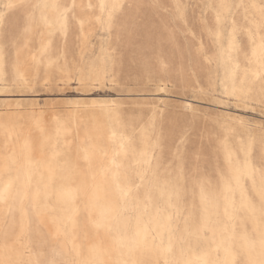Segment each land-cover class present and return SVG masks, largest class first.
Listing matches in <instances>:
<instances>
[{"label": "rangeland", "instance_id": "1", "mask_svg": "<svg viewBox=\"0 0 264 264\" xmlns=\"http://www.w3.org/2000/svg\"><path fill=\"white\" fill-rule=\"evenodd\" d=\"M8 2L21 0H0V9ZM23 2L75 3L77 7L74 18L68 20L66 36L40 21L39 11L32 24L13 12L7 29L0 26V47L10 44L9 83L17 72L32 79L39 77L42 83L58 76L67 62L92 66L101 77L105 70L114 71L119 87L113 88L110 79L107 86L96 89L95 96L76 92L74 84L63 92L0 90V182L12 178L13 193L23 195L25 190L15 177L24 147L38 181L36 190L28 193L29 202L39 192L36 202L43 211L40 218L30 214L27 234L16 245L22 258L82 259L88 245L97 242L102 249H111L110 255H105L108 259H128L126 249L119 243L125 236L126 218L140 216L142 226L147 224L152 229L157 223L158 208L164 210L165 218L172 216V226L177 229L169 259L196 261L207 254L208 260H215L213 239L219 243L233 231L237 237L245 230L251 233L254 224L249 213L244 210L233 213L230 206L232 219H229L224 212L226 184L236 188V183L233 171L225 163L222 141L227 137L234 152L233 168L238 166L242 170L244 153L239 150L240 141L245 145L251 143V168L248 175L242 176V182L247 195L258 202L256 193L264 184L262 131L258 125L264 116L259 108L253 111L251 106L238 105L234 97L225 94V89L231 92L235 88L238 95L247 93L249 88L253 93L259 92V81L252 83L254 78L251 75L246 78L243 68L249 66V60L251 67H258L256 61L261 55L260 37L264 31L251 23L253 18L259 21L257 9L249 8L246 13L243 8H234L232 14H222L218 23L217 11L222 10L215 6L259 5L261 0H122L145 5L156 2L167 6L169 11L146 8L136 20L122 17L128 28L119 42L115 31L111 34L106 31L107 13L100 8L113 0ZM177 3L185 6L182 20L172 19L173 6ZM48 16L54 22L50 10ZM234 27L235 43L239 47L231 54L241 68L235 81L229 74L232 65L225 63ZM201 46L211 63L199 57L193 60L189 55ZM113 50L117 58L115 68L109 63L106 69L105 57ZM185 80L187 85L178 86ZM209 87L223 96L225 103L212 104L196 95L197 90ZM85 100L115 101L117 107L78 109L70 103ZM186 103L192 108L186 107ZM192 109L196 110L195 114ZM224 124L232 131L226 132L221 126ZM6 160L12 169L11 177L2 171ZM65 164L71 166L68 179L63 178ZM153 172L159 183H152ZM63 180L68 192L60 197L58 187ZM165 180L179 189V199L173 195L171 201L175 208L168 206L171 188L165 187ZM201 180L206 181L204 188L211 196L219 197V208L209 205L208 212V226L215 234L207 231V240L190 238V243L181 245L179 238L187 237L186 218L189 231L204 223ZM128 188L132 191L125 196L120 189ZM228 195L231 197V193ZM241 204L240 191L236 190L234 206L240 209ZM3 207L0 205V242L3 231L13 226L19 235L21 222L20 213L16 212L15 220L9 216L5 223ZM131 226L135 227V219ZM76 243L83 251L82 256L76 255Z\"/></svg>", "mask_w": 264, "mask_h": 264}, {"label": "snow or ice", "instance_id": "2", "mask_svg": "<svg viewBox=\"0 0 264 264\" xmlns=\"http://www.w3.org/2000/svg\"><path fill=\"white\" fill-rule=\"evenodd\" d=\"M77 7L75 3L70 5H62L59 3H26L21 0V2L13 3L8 2L4 3L2 9H0V26H4L7 29V22L12 16L13 12L19 14L20 17H25L29 24L36 22L37 16L36 13H40V21H42L49 28L54 29L56 32L67 34L68 20L70 17L74 18V9ZM89 8L92 5H88ZM175 13L172 17L173 20L183 19L182 9L185 7L182 4H175L174 6ZM219 10L217 11L216 19L219 23L221 20V15L232 14V10L243 8L247 13L249 8L257 9L259 13V21L257 22L255 18L252 19L251 23L256 24V27L260 31H264V0H261L259 5H245L232 4V3H221L215 6ZM100 8L103 11L106 10L107 19L105 21L106 31L111 34L113 31L116 32V39L119 42L121 34L127 31L128 25L124 22L122 17L127 16L129 20H136L140 18L142 12L146 8H150L156 11L163 10L168 12L169 8L160 3L152 4H142L137 2L125 3L122 0H113L110 5L101 4ZM49 10L54 14L55 20L50 21L48 12ZM99 19V18H98ZM245 19H248V16L245 15ZM81 23V28H83V21ZM235 25V21H233ZM235 27L233 28L232 40L229 42L228 55L225 60L226 64L232 65L230 69V77L235 81L237 74L240 72V64L233 61L232 52L238 50V45L235 43ZM9 32L6 30L5 36L7 37ZM174 37V34H171ZM251 36V32H249ZM195 34L193 33V38ZM10 47L9 43H5L3 47H0V80L3 81L0 84V90L5 92L11 90H19L23 92H34V91H51L63 92L65 89L75 85V90L78 93H83L85 95L91 94L93 96L98 95L96 92L97 88L105 87L108 85L109 80L111 79V86L113 88H118L119 84L117 83V77L115 72H108L105 70L103 77L93 70L92 66L88 65H78L71 64L67 62L61 66L58 76H52L50 78L44 79L41 83V79L37 77L36 79L28 78L23 74L15 73L14 78L11 79L9 83V77L7 72V58H8V49ZM261 55L257 59L256 64L258 67H251L252 61L249 60L248 67L243 68L245 77L247 78L251 75L254 79L252 83L259 81L260 90L258 93H253L252 89L249 88L247 93L238 95L236 89L233 88L231 92L225 89V94L234 97L238 105L243 104L245 106H251L252 110L255 111L259 108L262 116H264V35L260 37ZM255 54V52H254ZM19 53H17V56ZM189 55L195 60L197 57L206 60L208 63H211V58L208 56L207 52L203 49V46L196 49L195 51H190ZM224 53L221 52V56ZM117 58L115 56V51L109 53L105 57V67L110 63L115 68ZM211 84V80L209 81ZM188 81L185 80L178 86L187 85ZM196 95L200 98L209 100L212 104H223L225 103L224 97L217 95L215 91L209 87L207 90L199 89L196 91ZM74 104L78 109L81 107L84 108H100V109H115L117 104L115 101H102V100H91V101H74L70 102ZM192 108L191 105L186 106ZM192 111L196 112L195 109ZM207 119V116H205ZM221 118H217L219 122ZM227 119V118H225ZM244 122L241 121V124ZM226 132H231L232 130L227 127L226 124L221 125ZM262 131L260 137V146L262 159L261 164L264 165V120L258 125ZM224 150H225V163L229 166V169L234 173V179L236 183V188H233L230 184H226L225 195H224V212L229 219H232V216L229 214V207H232V212L235 213L240 210H244L251 215L253 220V231L250 233L247 230L244 231L239 237L235 235L233 231L232 235H229L226 239H221L219 243L212 240L216 246L213 251L216 253L217 258L215 260H208L205 256L200 257L196 261L192 260H179V259H169V256L173 252V242L175 240V233L177 229L172 226V216L168 215L166 218L163 215L162 209H157L156 212V226L152 229H149L147 224L142 226V218L140 216L133 217L129 215L125 221V236L119 242L122 249H126V254L130 257L128 259H118L110 260L105 259V255H110L111 249L109 247H104L101 249L100 246H91L87 249L88 258L83 259H63V260H44L39 257L30 258L24 260L22 255L16 251V245L20 240L27 234V230L30 227L31 219L30 214L35 215L38 218L43 216V211L39 207L38 201L39 192L36 193V196L31 202H29L28 193L25 191L23 195H20L19 192L13 193V179L9 178L6 181L0 182V205L4 206L3 211L5 215V223H7V218L9 216L13 217L15 220V213L19 212L21 216L20 222V233L16 235L15 227L6 229L3 233L2 242H0V264H264V184H262L260 190L256 193L258 197V202H254L252 198L247 195L246 189L243 186L242 176L248 175L251 168L249 161V156L251 154V143L245 145L243 140L240 141V151L244 153V166L243 170L240 167L233 168L234 152L229 148L227 137L222 141ZM199 159V157H197ZM150 166V162H149ZM3 173L8 174L11 177L12 169L8 165L7 160L3 166ZM49 171H53L49 165ZM262 174H264V169H262ZM16 180H19L20 177L17 175ZM115 179V177H114ZM143 179V177H142ZM206 181L201 180V192H200V203L203 206L204 212V223L201 227L196 228L192 231L188 230L187 227V218H186V227L185 231L187 232V237H180L179 242L181 245L190 243V238H195L196 240H207L206 235L207 231L215 230L209 228V205L219 208V197H213L208 193L204 184ZM152 183H159V177L155 172H153ZM210 183V181L208 182ZM165 187H170L171 191L168 193V206L175 208V205L172 204L173 195L179 199V189L172 184L171 181L165 180ZM119 188V184L117 183ZM139 187V186H137ZM150 190V189H149ZM236 190L240 191L242 204L241 208L237 209L235 205V192ZM120 191L127 196L132 189L128 188L127 190L120 189ZM228 193H231L229 197ZM165 193L161 190V196ZM18 201V207L17 205ZM179 215V210H177ZM103 214H101L102 216ZM135 219V227L133 228L132 220ZM218 222V221H217ZM99 226V224L97 225ZM224 231H227V225H225ZM258 247V251H257ZM221 253H223V258L221 259ZM150 254V255H149ZM77 256H82L83 251L77 250ZM125 252H121L123 257ZM146 255L149 258H145Z\"/></svg>", "mask_w": 264, "mask_h": 264}, {"label": "bare ground", "instance_id": "3", "mask_svg": "<svg viewBox=\"0 0 264 264\" xmlns=\"http://www.w3.org/2000/svg\"><path fill=\"white\" fill-rule=\"evenodd\" d=\"M17 36H19V34ZM188 105L189 104L186 103V106H188ZM27 155H28L27 150L24 147H22V149H21V163H20L19 168H18V175H19L20 179L18 180V182H19L21 189H23V190L27 191V193L31 194L33 191L36 190V185H37L38 181L33 176V168L31 166L30 162H28ZM70 167L71 166L68 164L63 165V172H64L63 178L64 179L69 178V174L71 171ZM67 192H68V188L66 186L65 180H63V182H61L59 187H58V196L62 197L63 194L65 195V194H67ZM3 233H4V231H3ZM91 246H100V245L97 242H94V243H91L90 245H88V248ZM75 249H76V251L80 250V246L78 243L75 244ZM83 258H88V253H86V255L83 256ZM104 258L108 259L106 256H104Z\"/></svg>", "mask_w": 264, "mask_h": 264}]
</instances>
